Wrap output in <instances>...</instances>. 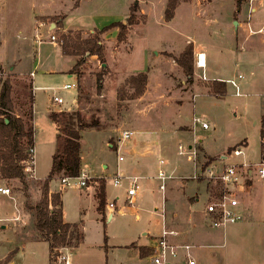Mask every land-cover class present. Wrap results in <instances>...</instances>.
<instances>
[{"label": "rangeland", "instance_id": "1", "mask_svg": "<svg viewBox=\"0 0 264 264\" xmlns=\"http://www.w3.org/2000/svg\"><path fill=\"white\" fill-rule=\"evenodd\" d=\"M18 1L28 13L35 5L33 0H12V3ZM134 1L82 0L80 7L74 9L69 6L71 0H37V4L39 7L42 3L46 11L62 10L66 14L65 25L101 30L113 22L123 21L122 17L129 14ZM166 4L167 0H141L136 23L127 25L124 41L116 38L117 26L110 27L108 35H100L105 47L104 61L88 53L83 56L79 74L82 103L77 109L82 114L81 120L91 124L83 130L81 140L82 169L92 179L84 186L74 183L63 186L61 177L66 175L62 173L51 180L52 188L61 192L66 220L80 222L84 233L78 246L74 247L75 240L67 246L75 264H149V259L140 256L138 249L142 244L152 245L154 236L166 225L180 233L181 241L195 245L191 253L197 264H264V213L261 211L246 210L244 220L225 227H210L202 222L198 229L191 228L190 215L204 208L209 193L203 190L201 181L192 178L196 172L195 161L179 152L180 143L184 149L191 144L196 146L198 164L207 160L210 163L218 160L215 162L218 165L260 160L264 44L255 47L245 42L244 50L245 31L236 21H249L251 26L264 22V0H245L240 9L236 0L182 1L169 21L164 16ZM253 4L258 5L257 10L248 12ZM26 19L31 23V18ZM9 30V49L16 48V69L27 73V77H31L30 71L35 72L29 94L35 97L34 158L38 177L28 176L25 167L24 180L0 176V186L11 188L9 195L0 192V224H6L0 227V264H9L11 260L13 264H51L48 241L37 237L34 206L42 198L44 178L61 145L57 124L49 112L73 106L77 87L65 88L64 85L78 83V74L69 76L74 56L63 55L60 46L50 41L51 30L47 24L35 28L26 25L20 32L12 27ZM68 31L80 32L83 38L94 34L83 29ZM52 33L62 45L59 33ZM248 35L254 36L250 32ZM189 44L194 52L192 75L177 61ZM196 48L205 51L210 63L204 72L196 66ZM144 56L150 60L145 69L140 70ZM235 61L241 64L235 65ZM217 68L219 71L215 72ZM8 71L7 66L4 73L0 72V80L10 78ZM141 71L147 73L146 88L140 96L131 97L134 87L126 80ZM100 72L104 75L99 89L97 75ZM239 74L243 78H238ZM213 77L235 78L239 92L227 81L225 95L210 94L208 82ZM54 95L63 97L64 101L55 102ZM194 113L203 115L210 127L203 129L199 125L194 133ZM66 120L67 117L60 120L61 126L66 125ZM94 122L98 125L92 126ZM146 126L150 128L145 131L140 128ZM124 129H133L134 134L122 141L119 138ZM134 143L139 152H145L137 156L141 163L145 162V170L135 168L137 157L130 149ZM199 145L205 147L204 151L198 149ZM232 146L241 147L244 153L226 160L220 158L230 154ZM160 158L164 159L162 168L172 175L166 185L184 180L189 189L200 191V200L195 204L182 199L174 202L178 209L175 218L170 202L165 200L167 190L163 192L155 177L161 167ZM122 170L124 176L115 183V177ZM197 170H201L199 165ZM135 175L139 176V189L131 202L127 193L128 177ZM97 177L106 181L108 202L123 207V213L115 211L110 218L98 210L94 184ZM260 181L256 174L252 180H246L243 192L246 200ZM49 193L54 191L49 190ZM134 207L139 218L135 216ZM144 230L149 234L144 235Z\"/></svg>", "mask_w": 264, "mask_h": 264}, {"label": "trees", "instance_id": "2", "mask_svg": "<svg viewBox=\"0 0 264 264\" xmlns=\"http://www.w3.org/2000/svg\"><path fill=\"white\" fill-rule=\"evenodd\" d=\"M187 0H167L165 8V19L171 20L175 16L177 6ZM245 0H236V5L240 9ZM78 5V1L75 2ZM139 9L138 1H135L130 6V12L127 16V23L123 21L113 22L103 29H97L95 33L87 38L80 36V32L60 31L62 25L61 15L52 16V20L57 22L58 28L56 31L62 38V51L65 54L78 55L75 65L72 68L73 73L78 75L81 73L83 65V56L85 53L96 55L104 61V44L100 40V35L106 32L110 27H119L117 38L124 41L127 38L128 27L136 23V12ZM193 47L189 44L186 49L177 58L178 63L183 67L188 74H193ZM0 64V70H1ZM104 72L97 75L98 88L101 87V80ZM127 84L134 87V93L131 97L140 96L147 84V73L144 71L138 72L129 76L126 80ZM210 94L222 96L227 93V81L217 78H212L208 82ZM11 80L9 77L0 80V176L5 178L19 177L24 180L25 174L23 171L24 161L30 157V149L34 148V129L33 126H26L22 117L17 116L14 112V105L11 97ZM119 96H122L120 94ZM53 119H56L57 113H52ZM8 119V121H6ZM74 122L77 123V125ZM59 125V137L61 145L53 155L52 167L42 190V198L34 206L35 209V227L38 233V238L47 240L50 245V252L55 246H65L71 244L75 240L74 246H77L82 238L83 233L79 230L76 223L65 222L63 218L62 200L59 192L49 193V181L60 173L64 175H78L82 170L81 161V129L91 126L81 120L79 112L67 117L66 125ZM94 122L92 126H95ZM98 125V124H97ZM260 137L261 146L264 148V114L260 120ZM238 146V145H237ZM236 146V147H237ZM198 149L204 151L201 145ZM234 149L232 146L229 148ZM213 159V158H212ZM215 159V158H214ZM210 160L204 161L202 166H206ZM98 182L95 195L98 200V210L104 214L107 204L106 198V183L104 178L96 179ZM51 205V207H50ZM149 250L148 247L142 248Z\"/></svg>", "mask_w": 264, "mask_h": 264}, {"label": "crops", "instance_id": "3", "mask_svg": "<svg viewBox=\"0 0 264 264\" xmlns=\"http://www.w3.org/2000/svg\"><path fill=\"white\" fill-rule=\"evenodd\" d=\"M71 1H72L71 3L69 2L70 3L69 6H71V8L74 9V8H79L80 7V4H81L80 1H82V0H71ZM76 1H78V5H75ZM136 1H138V3H141V0H136ZM33 2H35V5L29 10L30 13H28L27 11L23 10L22 5H21L22 3H20V1H18L17 3H12V0H0V64H1V67H2L0 72L4 73L6 67L8 66V70H9L8 71V75L11 78L10 80H11V85H12L11 97H12V100H13L14 112H15V114L17 116H20V117H22L24 119L25 124H26L27 127L28 126H34L35 97H34V94H29V89L31 90V88L34 86V78H33V76H34L35 72L33 70L30 71L29 75L31 77H27V76H25V75H27V73H22L21 71H18L16 69L15 65L17 64V54L14 52L16 50V48H14V50H12V51H10V49H9V45H10V39L8 38V33L10 32L9 29H11V27H12L14 30H17L18 32H20V31H22L23 26L25 27L26 25L27 26L30 25V27L34 25V28L36 27V25H38V27H40L39 26V21L42 20V21L45 22L44 24H47L49 26V29L51 30L49 33L52 34V32L56 31V29L58 28V25H57V22L52 20L51 18H52V16L61 15L62 16L61 17L62 25L59 27V29H61L63 31H68V30H73V29H79V30L83 29V32L89 31V32L95 33V31L97 30L96 27L85 28V27H82L80 25H76V26H73V27L65 25L64 21L66 20V14L62 10L61 11H58V10L46 11L47 9H45V6L42 3H40V5L38 7L37 0H33ZM165 3H166V1H165ZM243 8L245 9L246 7L244 6ZM257 8H258V5L257 4L254 5L253 4L252 6H249L248 12L253 13V12H255L257 10ZM2 16H4V18ZM127 16H123L122 17V20H123L124 23L126 22ZM26 17H28V19H30V18L32 19L31 23L27 22ZM109 17H111V16H109ZM238 25H239V28L243 26V30L245 31V33H244L245 40L243 41V43H244L243 49L244 50H246V47H247V44H245V42L246 43L250 42V44H253V46H255V47H257L258 44H264V22L259 23L258 25H255V26H251L249 21L245 22V21L240 20L238 22ZM116 28H117L116 33L118 34L119 27H116ZM249 32L253 33L254 36L251 37L250 35H252V34L248 35ZM51 34H50V36H51ZM103 34H104V36L108 35V31L104 32ZM36 38L38 39V35H36ZM116 38H117V35H116ZM38 41H40V40L38 39ZM50 41L54 45L58 44L60 46V50H61L63 55L74 56V64L70 67V69H68V71L70 72L69 76H71L73 74L72 68L75 65V63H76L77 59L79 58V56L78 55H72V54L63 53L62 46L57 41L51 40V37H50ZM9 52H11L12 56H11V54H9ZM195 52H196L195 53L196 54V58H197L198 52L204 53V55H205L206 66L203 68V67H199V66L196 65L198 68H202L203 72H204L205 69L209 68V64H210L209 61H207V55H206L205 51H198L197 48H196ZM243 52H246V51H243ZM92 56H95V55H92ZM149 60H150L149 57L146 58L144 56L143 65L141 66L140 70H144L145 69V67L148 64ZM234 64L238 65V64H241V62L238 63V61H235ZM229 69H230L229 72L232 71V67H230ZM218 71L219 70L217 68L215 70V72H218ZM32 72H33V74H32ZM75 74H77V73H75ZM83 75H85V74H83ZM233 76H235L234 73H233ZM213 78L224 80L223 78H220V77H213ZM80 79H81V77H79V75H78V83H76L75 85L71 86V87H77V96H76V99H75V102H74L73 106L67 107V108L53 109L52 111L49 112L50 113L49 115H50V117L52 119H53L52 113L53 112L57 113L56 119H59V121L53 119V120H55L56 124L59 123L60 120H62L63 118L69 117L70 115H73L75 112H79L80 113V110L77 109V107L79 105H81V103H82L81 98H80L81 97L80 93H82V92H81V89L79 88ZM225 80L227 81L228 78L225 79ZM72 84H74V83H72ZM148 91H149V89H148ZM54 96H56V95H54ZM54 96H53V100H54ZM143 97H144V94L141 96V98H143ZM141 98H138V99H141ZM80 115H82V114L80 113ZM6 121H8V120L6 119ZM156 124H160V123L156 122ZM57 128H59L58 124H57ZM94 128H97V127H94ZM140 128L144 129V131H145L146 129H149L150 127L146 126V127H140ZM33 129H34V127H33ZM84 129H81V138H82V132H83ZM58 133H59V129H58ZM156 142H158V141H156ZM247 143L244 144V145H247ZM130 149L132 151V154L134 156H136V157L140 156V155H143L145 153L144 151L139 152V149L136 147L135 143L132 144V147H130ZM81 161L83 162L82 140H81ZM217 161L218 160H216L214 162H217ZM105 167H106V165H105ZM135 168H137L138 170L142 171V170H145L147 168V166H146L145 162L141 163L139 161L138 157H137L135 159ZM124 172L125 171L122 170L121 173H124ZM48 175H49V173H48ZM48 175H47V177H48ZM156 175H155V177L157 178ZM135 176H138V175H135ZM47 177H45L44 179H46ZM53 178H55V177H53ZM98 178H102V177H97V179ZM0 179H2V178H0ZM89 179H92V177L89 178ZM89 179L87 180V184L89 183ZM51 180L49 181L50 192L54 191V192H59L61 194L60 191H56V190H54L52 188ZM198 180L203 183V185H202L203 186V190L205 189V191L208 194L211 191V185L208 183V181L206 179H200L199 178ZM105 183H106V181H105ZM94 184H95V192H96V187H97L98 182L95 180ZM256 184H257V187L253 188L252 193L250 194L248 199L246 200V197L245 198L243 197L244 213H245L246 210L252 211V213H254L255 211L256 212L257 211H259V212L261 211V212L264 213V181L261 180L260 182H257ZM166 190L167 191H166V195H165V200H168L170 202V206L169 207H170V209L172 210V212L174 214V216H173L174 218L176 217V215H177L176 211L178 210L176 208L177 205H175L176 203H174V202H177L178 199L186 200V201H188L191 204H195V203L199 202V200H200V196H199L200 191L199 190L195 191V190L189 189L188 186H187V182L184 181V180L180 181L179 183L177 182V183L168 184ZM163 195H164V193H163ZM106 198H107L106 199L107 200V204H106V207H105L104 216H106L108 214L109 217L111 218V217H113L115 215V211H117L119 213H123L125 211L123 207H119L118 208V207H116L114 205L115 207L113 208V207L110 206V203L112 201L108 202L107 190H106ZM61 200H62V197H61ZM62 209H63V202H62ZM133 210L136 211L135 216L137 218H139L140 215L137 212V208L134 207ZM247 216H249V214ZM245 217H246V214H245ZM63 218H64L65 222L76 223L78 225L79 230L83 233L81 225H80V222L66 220V217L64 215V210H63ZM202 222H205L207 225L210 226V224L206 220L205 206H204L203 209H196L190 215V219H189V223H190V226H191L192 229H198L199 226H200V223H202ZM163 226H166V225H163ZM142 233L144 235H147V234H149V231L148 230H144ZM178 235L175 236L173 238V240H175L176 242H181V243L185 242V241H181L179 239ZM154 237H156V236H154ZM187 243H189V242H187ZM145 246L149 248L148 252H147L146 249H144V250L142 249ZM74 247H76V246H74ZM151 250L152 249H151L150 245L142 244L139 247V249H138V253L140 254V256L148 258L149 261H150ZM9 264H13V261L11 260L9 262Z\"/></svg>", "mask_w": 264, "mask_h": 264}, {"label": "built area", "instance_id": "4", "mask_svg": "<svg viewBox=\"0 0 264 264\" xmlns=\"http://www.w3.org/2000/svg\"><path fill=\"white\" fill-rule=\"evenodd\" d=\"M44 23V21L40 20L39 26H42ZM50 37L51 40L58 42L56 34L52 33ZM38 39L41 40L39 37ZM201 55L202 53L198 52L196 65L204 68L206 66V60L201 61ZM238 78H243V75L239 74ZM227 81L231 82L236 87L237 92H239V85L235 78L228 79ZM73 85L75 84L66 83L64 87L70 88ZM54 100L59 103L64 101L61 96H54ZM199 125L203 129L210 127L203 115L194 113L192 116V130L194 133ZM133 134V129H124L121 131L119 139L122 141L130 139ZM194 142H197V140L194 139ZM179 152L185 154L190 161H195L196 172H194L192 178L206 179L211 185L208 201L205 204L206 220L210 226L225 227L227 224L244 220L243 192L245 191V182L246 180H252L254 174L264 181V148L261 152V158L257 162H224L221 165L212 162L206 166L198 164V150L196 146L191 144L184 149L183 145L180 143ZM243 153V149L237 147L227 155L226 159L240 156ZM120 158L122 159L123 157L121 156ZM24 163L27 175L30 177H37L34 148L30 149V157L25 160ZM159 163L161 167L156 176L160 180L159 187L164 192L167 186L166 180L172 178V175L167 174L162 168V164L164 163L163 158L159 159ZM198 165L201 168L200 171L197 170ZM122 176H124V173L118 174L115 177V183H118ZM89 178L88 173L82 169L78 175H66L61 177V182L63 186H70L73 183L84 186L87 184ZM128 179L129 186L127 193L130 197V201L133 202L139 189V177L129 176ZM0 192L9 195L11 188L6 185H1ZM110 206L113 208L115 207L113 202L110 203ZM178 234L179 232L177 230L163 226L160 234L154 237V243L150 245L152 250L149 264H197L195 257L191 253L194 244L176 242L173 238ZM50 258L51 264H75L72 259L71 251L67 245L55 246L51 251Z\"/></svg>", "mask_w": 264, "mask_h": 264}, {"label": "water", "instance_id": "5", "mask_svg": "<svg viewBox=\"0 0 264 264\" xmlns=\"http://www.w3.org/2000/svg\"><path fill=\"white\" fill-rule=\"evenodd\" d=\"M236 24H238V21H236ZM55 25V24H54ZM8 120V119H7ZM220 158H222V159H226L227 158V155L225 154V155H221V157ZM0 227H6V224H0Z\"/></svg>", "mask_w": 264, "mask_h": 264}, {"label": "bare ground", "instance_id": "6", "mask_svg": "<svg viewBox=\"0 0 264 264\" xmlns=\"http://www.w3.org/2000/svg\"><path fill=\"white\" fill-rule=\"evenodd\" d=\"M205 60V55H204V53H202V55H201V61H204Z\"/></svg>", "mask_w": 264, "mask_h": 264}]
</instances>
